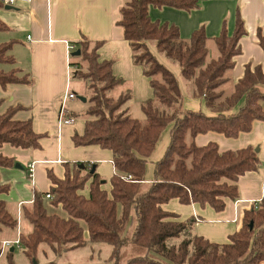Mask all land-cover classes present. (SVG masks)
I'll return each instance as SVG.
<instances>
[{
  "label": "trees",
  "instance_id": "trees-1",
  "mask_svg": "<svg viewBox=\"0 0 264 264\" xmlns=\"http://www.w3.org/2000/svg\"><path fill=\"white\" fill-rule=\"evenodd\" d=\"M201 1L123 0L118 24L131 47L133 61L142 66L152 88V97L140 105L142 120L128 112L129 90L118 97L111 95L122 79L112 73L110 60L99 59L100 43L87 38L80 41L79 54L72 64L73 76L86 81L91 95L81 114L83 132L74 133L72 141L75 145L96 144L109 149L114 173L110 189L106 190L86 162H73L72 166L66 163L62 178L47 172L52 182L49 191L34 189L32 201L21 209L31 230L20 232L17 243L30 260L34 261L41 243L60 254L87 242H100L111 245L112 264H264V197L257 206L244 211L241 227L223 243L197 235L193 232V219L175 220L173 213L161 207L176 198L180 203L208 204L221 210L226 197H238V177L259 164L257 150L251 146L219 151L215 142L203 146L194 142L198 133L215 131L234 137L248 131L253 120L264 121L263 66L247 64L243 76L229 91L225 90L233 57L240 52L239 39L245 34L238 14L231 32L223 24L219 34L211 38L216 55L210 58L209 37L203 26L183 39L175 24L149 15L151 6L191 10ZM3 5L0 0V7ZM6 29L0 22V30ZM257 37L264 51V35L258 32ZM149 42L178 64L182 77L189 82L191 95L203 100L214 114L183 108L177 78L150 51ZM11 44L12 41L0 42L2 88L9 83H31V77L17 67L4 69V64L14 63L9 52ZM2 103L0 99V106ZM24 108L8 105L0 112V147L4 143L21 148L39 147L42 134L33 130L31 118L19 119L15 115ZM68 114L76 117L71 111ZM168 125V145L154 162L153 177L147 182L146 161ZM13 165L12 158L0 153V167ZM86 184L87 196L81 192ZM7 190V184H0V194ZM47 194L48 202L61 209L63 215L48 211L44 200ZM81 221L86 225V236ZM16 225L17 219L0 198V231ZM12 252L7 250L10 264Z\"/></svg>",
  "mask_w": 264,
  "mask_h": 264
},
{
  "label": "crops",
  "instance_id": "crops-1",
  "mask_svg": "<svg viewBox=\"0 0 264 264\" xmlns=\"http://www.w3.org/2000/svg\"><path fill=\"white\" fill-rule=\"evenodd\" d=\"M122 4L123 0H12L0 7V22L7 27L6 30H0V42L12 41L9 52L14 58V63L4 64L3 67H17L21 73L31 77L30 84L9 83L4 88L0 86V99H3L0 112L8 105L24 106V109L17 111L16 117L31 118L33 130L42 134L37 148H21L8 143L0 147L2 155L20 165L0 167V184L8 185L7 192L0 194V198L5 200L9 210L15 214L17 230L19 225L20 228H27L24 233L31 230V224L22 218V205L32 201L34 189L39 192L49 191L52 182L47 172L51 171L55 177L62 178L66 163L72 166L73 162L78 161L93 165V170L102 180L101 187L110 189V177L114 173L111 151L96 144L75 145L72 135L83 132L84 120L80 122L74 117L72 124L59 126L58 112L75 71L72 64L77 55L71 53L78 49L83 38L100 43L97 49L99 59L110 60L112 73L122 79V83L113 89V97L129 90L131 98L126 103L128 107L130 101L140 106L141 102L152 97L149 78L144 75L142 66L133 61L131 47L118 24ZM237 14L242 19L245 34L239 39L240 52L233 57V66L228 71L230 85L243 76L247 64L251 67H264V51L257 37L258 32L264 35V0H202L197 8L191 10L170 6L149 7L152 19L175 24L183 39L203 26L209 37L208 42H212L211 38L219 34L223 24L231 32ZM72 99L65 102L67 112L71 111L68 104ZM79 100L83 111L89 103L86 97L85 101ZM182 104L187 110L214 114L203 100L195 96H182ZM262 105L264 108V102ZM169 129L161 146L148 157L152 159L153 166L152 173L148 167V175L144 176L147 182L153 177L154 162L163 155L168 145ZM47 134L50 136L46 137ZM194 142L198 146L215 142L219 151L248 146L257 149V168L238 177L235 182L238 197H226L221 210L217 211L208 204L180 203L176 198L161 204L163 210L175 215V220L193 219V232L197 235L217 243L227 242L229 235L241 227L244 211L257 206L264 197V121L253 120L248 131L234 137L215 131L198 133ZM81 192L87 196L88 184ZM44 200L49 212L63 215L64 212L51 205L49 199ZM6 231L3 229L0 232ZM19 234L18 231L14 241L18 240ZM84 245L55 254L48 245L41 243L37 252H40L42 259L36 258V252L33 264H100L93 263L94 248L83 251V254L90 251L88 257H91L89 260L92 262L74 261L75 256L71 253L77 250L80 252ZM5 249L1 244L0 256ZM109 254L108 259L111 260Z\"/></svg>",
  "mask_w": 264,
  "mask_h": 264
},
{
  "label": "rangeland",
  "instance_id": "rangeland-1",
  "mask_svg": "<svg viewBox=\"0 0 264 264\" xmlns=\"http://www.w3.org/2000/svg\"><path fill=\"white\" fill-rule=\"evenodd\" d=\"M149 49L150 51L156 56V58L158 59L159 62H161L163 65H165L168 69H170L173 74L175 75V77L177 78V81L179 83L180 86V90H181V94L183 97L187 96V97H191V93H188V86L187 84L189 83L187 80H185L179 70L178 64L171 60L170 58L166 57L164 53L162 52H158L154 46V43L149 42ZM208 56L213 57L216 55V48L214 46L213 42H208ZM231 82L227 83L225 85V90L229 91L231 88ZM230 85V88H229ZM68 91L69 92H74L75 93V98H73L71 100V102H69L68 107L71 110V112H73L74 114H76L75 119L83 122V117L81 116L82 114V108H81V101L77 98V95H84L87 98V101L89 100L88 98L91 95V90H88L86 88V81L82 78L76 77V76H71V84L68 86ZM113 90L111 91V94H113ZM71 106V107H70ZM87 108V107H86ZM128 112L131 116L133 117H137L138 119L142 120L144 118L143 112L141 110V107L137 104H131V101L129 103V107H128ZM170 125V124H169ZM169 125L161 132L159 139L157 141V144L155 146V150H157L161 144L163 143V141L165 140V138L167 137V132H168V127ZM50 134H47L46 137H49ZM152 151V152H153ZM152 166H153V162L151 158H148L145 164V170H144V176H147L148 173H146L148 171V167H150V173H152ZM227 183L232 184L231 181L227 180ZM47 201V200H46ZM11 212V211H10ZM12 213V212H11ZM13 214V213H12ZM13 216L16 218L15 214H13ZM27 224H29V222H26ZM24 223H22L21 225H23ZM81 226L83 227L84 230V234L86 236V225L84 223V221L80 222ZM28 226V225H27ZM18 231L20 232H27V228H19L17 230L16 227L14 228H10L7 229L6 232H0V242L2 241V239H10L11 244L10 247H14V251L11 254V264H26V262L28 264H33V261L30 260L23 252L22 247L20 244L16 243L14 241V239L17 237L18 235ZM4 248H6L4 250V252L1 254L0 256V264H10L8 261V257H7V250L9 249V246H4ZM94 248L95 251L93 252L92 255V259H93V263H100V264H104L105 262L112 264V260L108 259V254L110 252L111 249V245H109L108 243H100V242H87V244H85L83 246L82 249H80V252L75 251L74 253H71V255H74V261L79 262V263H86V262H92L89 259H91V257H88V255L90 254V251H87L86 254H83V251L85 249H91ZM97 250H99V253L97 252ZM36 258H41L40 256V252H37V257ZM57 258V257H55Z\"/></svg>",
  "mask_w": 264,
  "mask_h": 264
},
{
  "label": "built area",
  "instance_id": "built-area-1",
  "mask_svg": "<svg viewBox=\"0 0 264 264\" xmlns=\"http://www.w3.org/2000/svg\"><path fill=\"white\" fill-rule=\"evenodd\" d=\"M3 2V4H9L12 0H1ZM75 97V93L73 92H67L65 93V95L62 98V102L60 105V109L58 112V124L59 126L61 125H66V124H72L74 122V117L68 114V110L66 109L65 106V102L71 98ZM264 166V163H263ZM45 198L49 199L50 195H46ZM18 240H16L15 242L17 243ZM2 247L4 246H10L11 242L9 240H4L1 242Z\"/></svg>",
  "mask_w": 264,
  "mask_h": 264
},
{
  "label": "water",
  "instance_id": "water-1",
  "mask_svg": "<svg viewBox=\"0 0 264 264\" xmlns=\"http://www.w3.org/2000/svg\"><path fill=\"white\" fill-rule=\"evenodd\" d=\"M6 7H10V6H6ZM79 54V49H77V50H75L74 52H72L71 53V55H78ZM77 97L79 98V99H81L82 101H85V97L84 96H80V95H77ZM257 150V149H256ZM15 166L16 167H20V165H19V163H15ZM94 169V166L92 165V170ZM249 228L251 229L252 228V222H250V224H249ZM13 250V247H10V251H12Z\"/></svg>",
  "mask_w": 264,
  "mask_h": 264
}]
</instances>
